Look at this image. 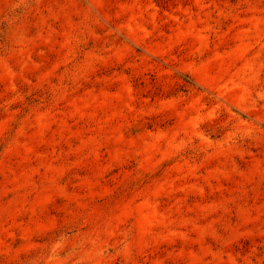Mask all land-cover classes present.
I'll list each match as a JSON object with an SVG mask.
<instances>
[{
    "label": "rangeland",
    "instance_id": "rangeland-1",
    "mask_svg": "<svg viewBox=\"0 0 264 264\" xmlns=\"http://www.w3.org/2000/svg\"><path fill=\"white\" fill-rule=\"evenodd\" d=\"M0 264H264V0H0Z\"/></svg>",
    "mask_w": 264,
    "mask_h": 264
}]
</instances>
